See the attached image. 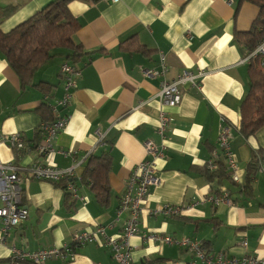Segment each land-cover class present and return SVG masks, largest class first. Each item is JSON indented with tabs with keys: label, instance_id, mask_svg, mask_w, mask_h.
<instances>
[{
	"label": "crops",
	"instance_id": "crops-1",
	"mask_svg": "<svg viewBox=\"0 0 264 264\" xmlns=\"http://www.w3.org/2000/svg\"><path fill=\"white\" fill-rule=\"evenodd\" d=\"M51 1L0 0V14H5L0 19V31L8 33ZM237 3L71 1L67 8L79 24L73 40L84 55L75 65L81 77L63 111L68 115L65 128L53 142V154L45 157L35 150L42 123L36 110L43 104L52 106L63 94L60 68L66 61L64 52H57L34 76V83L52 86L48 94L35 88L22 91L18 77L0 56V137L18 133L28 145L19 159L8 146L0 145V162H14L23 169L37 163L74 168L73 182L66 183H72L78 195L73 198L66 192V184L60 182L23 181L28 219L5 241L0 233V261L10 257L12 248L26 252L59 248L75 234L91 232L97 226L112 224L107 235L120 236L127 217V213L117 215L120 198L135 166L150 159L144 150L147 141L161 149L163 156L154 161L159 181L149 189L142 206L139 234L129 240L132 264H193L194 257L186 250L143 238L155 234L198 240L210 252L229 258L264 260V175L257 172L244 191L228 181L221 185L209 182L197 171L210 160L224 130H228L240 183L252 152L260 150L264 158V129L246 139L238 131L249 78L248 64L240 63L245 55L234 33L248 31L258 11L243 3L236 12ZM131 38L132 49L127 50V45L121 49ZM137 45L144 52H135ZM160 53L166 58L167 80L183 71L203 73L198 87L181 88V102L174 108L163 106L156 97L160 79L143 74L146 69H157ZM160 112L172 119L164 138L157 133ZM103 153L111 156L110 194L104 207L91 192V182L81 180L87 156ZM22 177L26 173L22 172ZM222 193L231 204L215 206L209 201ZM165 205L182 206L184 210L171 218L150 215L151 210ZM112 263L109 250L94 240L76 248L73 260H49L45 264Z\"/></svg>",
	"mask_w": 264,
	"mask_h": 264
},
{
	"label": "built area",
	"instance_id": "built-area-1",
	"mask_svg": "<svg viewBox=\"0 0 264 264\" xmlns=\"http://www.w3.org/2000/svg\"><path fill=\"white\" fill-rule=\"evenodd\" d=\"M110 3H118L120 0H105ZM259 58V67L264 69V39L256 46L255 50L241 60V64H249L251 59ZM165 55L160 53L157 69H146L143 71L145 77L159 78L160 86L157 93V99L163 106L174 108L181 102V88L185 85L198 87L199 80L203 77L202 72L193 73L183 71L173 80L165 78L166 67ZM61 79L63 94L51 106L53 119L49 122H43L39 126L40 141L36 146V152L41 156L53 154V142L56 136L65 128L67 116L63 112L71 102L73 90H75L77 81L81 77V70L71 64L64 63L61 68ZM172 119L160 112L157 133L164 138L167 126ZM100 136V135H99ZM100 139L101 136H100ZM0 145L8 146L18 157L27 147L25 139L18 133L4 135L0 137ZM145 154L150 156L149 160H144L135 166L126 189L120 198L118 216L127 213L120 236H109L106 230L112 228V224L105 227L97 226L91 232H81L75 234L68 244L59 248L41 249L34 252H26L12 248L9 262L4 264H45L49 260L70 261L75 256L76 248L90 241L99 240L101 246L109 250L112 264H132L129 240L139 234V217L142 206L145 203L149 189L158 184V177L154 161L163 156L162 150L153 142L147 141L144 144ZM67 155L70 153L62 152ZM71 155V154H70ZM225 165L229 173L230 180L234 184H240L239 167L235 157L230 151L228 130L222 131L216 140V148L211 154L210 160L206 163L207 170L213 172L218 168V163ZM22 172L26 177H22ZM257 172L264 175V158H257ZM74 176L73 169H60L56 166L33 164L28 168H21L12 163L0 162V233L2 241L9 233L21 226L28 219L27 208L23 204L22 184L26 180L47 181L59 183L65 179H71ZM66 192L73 198H78L76 188L72 183H66ZM85 202L84 198H80ZM209 201L218 206L222 203L231 204L226 193L219 196H212ZM182 206L165 205L150 211L152 216H163L171 218L179 216L183 211ZM146 240L158 241L163 244L176 245L189 252L194 258L193 264H264V260L253 257L229 258L223 253L210 252L207 247L198 240H192L187 237L175 239L171 236H143ZM246 247V242L241 243Z\"/></svg>",
	"mask_w": 264,
	"mask_h": 264
},
{
	"label": "trees",
	"instance_id": "trees-1",
	"mask_svg": "<svg viewBox=\"0 0 264 264\" xmlns=\"http://www.w3.org/2000/svg\"><path fill=\"white\" fill-rule=\"evenodd\" d=\"M71 1L74 0H53L8 33L0 31V56L5 59L9 68L18 77L22 91L27 88H35L41 93L46 94L51 91L52 86L50 84L46 82L34 83L33 79L36 73L49 60L58 55L56 54L57 52H64L62 53L66 60L64 63L74 66L84 56L82 47L73 40L74 35L79 29V24L67 8V5ZM82 1L96 2L99 0ZM243 3L256 7L258 11L248 31H236L234 33L235 42L244 55L247 56L264 39V0H238L236 12ZM4 16V13L0 14V19ZM132 41L133 38L125 41L120 48L122 49L127 45V50L132 49L131 44H129ZM135 50L138 53L144 52L143 47L138 45ZM259 64V58L251 59L247 68L249 89L241 104L240 125L238 129L245 139L254 136L259 130L264 129V69H261ZM36 113L41 117L42 123L53 119L50 105L43 104L36 110ZM65 115L68 117L66 113ZM38 136H40L39 128L36 134L37 139ZM38 143L35 145V150ZM27 150L28 145L15 158H21ZM258 157H262L261 151H253L251 161L245 170L244 181L239 185L231 182L229 173L224 168L225 165L222 162L218 163L216 171L211 172L207 170L206 165L198 168L197 171L209 182L221 185L223 182L228 181L245 191L257 173ZM110 169L111 156L109 153H103L99 156L90 154L87 156V161L81 175V180L84 183L91 182V192L97 203L103 207L108 204L110 194L108 183ZM66 182H73V180L65 179L60 184L64 185ZM65 198L69 200L70 197L65 195ZM9 261L8 258L0 261V263L4 264Z\"/></svg>",
	"mask_w": 264,
	"mask_h": 264
}]
</instances>
